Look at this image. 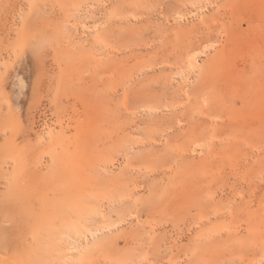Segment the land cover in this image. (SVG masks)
Segmentation results:
<instances>
[{"label":"rangeland","instance_id":"1","mask_svg":"<svg viewBox=\"0 0 264 264\" xmlns=\"http://www.w3.org/2000/svg\"><path fill=\"white\" fill-rule=\"evenodd\" d=\"M0 264H264V0H0Z\"/></svg>","mask_w":264,"mask_h":264},{"label":"bare ground","instance_id":"2","mask_svg":"<svg viewBox=\"0 0 264 264\" xmlns=\"http://www.w3.org/2000/svg\"><path fill=\"white\" fill-rule=\"evenodd\" d=\"M192 61H194L193 59H191ZM189 61H190V59H189ZM193 64H194V62H192ZM192 65V64H191ZM195 66V65H194ZM64 241H65V243H67L68 245H70V244H72V243H70L69 242V237H68V235H65L64 234ZM77 247H79V244L76 242V241H74V244H73V248H75V249H77Z\"/></svg>","mask_w":264,"mask_h":264}]
</instances>
